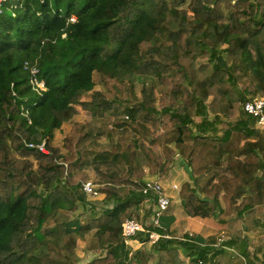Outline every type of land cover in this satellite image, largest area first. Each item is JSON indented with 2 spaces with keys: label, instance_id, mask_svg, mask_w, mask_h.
Segmentation results:
<instances>
[{
  "label": "trees",
  "instance_id": "16d2710c",
  "mask_svg": "<svg viewBox=\"0 0 264 264\" xmlns=\"http://www.w3.org/2000/svg\"><path fill=\"white\" fill-rule=\"evenodd\" d=\"M11 5L15 17L0 15V264H73L79 237L91 232L106 253L87 264H138L129 261L122 237L134 202H121L116 189H141L148 176L167 175L177 157L193 177L204 176L200 192L182 185L189 217L242 216L264 204V128L242 109L264 98V0ZM32 68L45 84L40 96L29 82ZM142 77L157 81L158 94L148 84L138 95ZM77 106L94 117L120 106L113 126L132 136L98 145L76 122L63 146L54 145L55 131L79 114ZM208 116L221 137L207 136ZM196 117L197 133L190 128ZM42 143L48 154L28 147ZM223 163L226 175L217 171ZM90 164L108 165L106 172L96 167L98 192L114 206L74 228V214L91 206L81 192ZM206 243L161 239L152 245V264L210 263L224 252L200 246Z\"/></svg>",
  "mask_w": 264,
  "mask_h": 264
},
{
  "label": "crops",
  "instance_id": "0c3cea01",
  "mask_svg": "<svg viewBox=\"0 0 264 264\" xmlns=\"http://www.w3.org/2000/svg\"><path fill=\"white\" fill-rule=\"evenodd\" d=\"M152 83L154 84V82ZM99 89L100 88L97 86L96 90ZM88 98L89 97L87 95V99L84 97L83 100H88ZM77 109L79 110V114L69 123L64 124L61 129L55 131L53 139L55 142L54 145L58 147L63 146L64 138L68 135L73 124L76 122H81L86 126V129L90 132L91 137L92 135L94 137V141L92 142L94 144L98 142V145L100 143L104 145L109 142L110 136L115 138L123 135L127 137L132 136V132L127 128L114 129L113 122L117 117H119L120 113L116 109H113V111L115 110L114 116L112 114V116L110 115L109 118L108 113L103 117L93 116V120L90 123L89 120L86 119V113L88 112L82 110L80 106H77ZM213 120L214 118L212 116H208L206 118L207 136L221 137L222 127L220 125L214 127L209 126V123H212ZM237 120L234 122H237ZM201 122L202 117H196L194 119V123L190 125V128L193 129L195 133H197V125ZM59 133H61L62 136L60 138L61 144L57 145L56 141L59 139ZM252 140H254V138H252ZM153 150L156 154L160 152L158 146H154ZM141 158L143 157L141 156ZM96 167H99L100 171L106 172L108 165L90 164L88 167H86L84 173L86 175L87 181L94 182L97 185V188H99L102 180L97 174ZM217 171L221 175H226V164L223 163L222 166L217 169ZM203 178L204 176L193 177L191 175L190 169L187 166V163L180 157H177L175 163L167 175L148 176L146 178V180H160L167 194L171 198V205L168 211L162 216L163 220L162 217L160 220L163 231L175 238L187 233H191L212 243L222 235L229 238L230 241L227 243V245L233 248L235 252L223 250L224 252L213 257V260L209 264H264V204L255 207L254 209L244 213L242 216L235 214L230 217H225L218 211L214 217L209 218V224L205 222L208 220V218L202 219L189 217L184 210L183 203L180 198L182 185L185 182L192 183L193 186L196 187L200 192ZM174 186H176L177 189H175ZM116 190L119 192L121 202H134V205L129 209L131 217L138 219L144 226H147L150 223L152 213L156 206L155 198L152 196L149 198L145 197L140 192L141 189L134 186H121L117 187ZM86 198L87 201L90 202L91 206H87L85 209H81L79 212L74 214V222L72 224L74 228L78 227L79 225L86 224L91 217L100 216L103 211L112 209L114 206V202L109 201L104 193H99V196L94 199L87 196ZM91 199L97 200L98 202L94 204L91 202ZM84 218H86V221H84ZM75 223H77L78 226H75ZM202 230H207L208 233L206 235H201L199 231ZM89 234H92L94 237V232ZM89 234L79 237L78 251L76 257L74 258V260L77 259L75 264L80 262L79 257L81 256L79 254V248L82 238L88 236ZM144 246H139L136 243H133L132 248H129V250L138 253L145 249ZM101 252L104 251L101 250ZM89 262L90 261H87V263Z\"/></svg>",
  "mask_w": 264,
  "mask_h": 264
},
{
  "label": "built area",
  "instance_id": "2783aa9c",
  "mask_svg": "<svg viewBox=\"0 0 264 264\" xmlns=\"http://www.w3.org/2000/svg\"><path fill=\"white\" fill-rule=\"evenodd\" d=\"M9 0H0V15L4 14V10L9 9L13 12V16L15 17V9L16 5L7 6ZM28 66V64L26 65ZM30 85L32 90L37 95H42L45 91V84L43 81L37 78V69H31L30 75ZM245 114L253 117L256 120L257 126L259 128H264V98L256 97L254 99L247 100L242 107ZM23 114L25 116L28 115V112L23 109ZM29 148L35 149L36 151L44 154H48V149L45 143L35 145L29 144ZM177 189L176 186H174ZM81 192L89 198H97L99 196L97 185L92 181H86L81 186ZM140 192L145 197H154L156 200V206L152 213L150 223L147 226H144L138 219L134 217H130L124 221L122 224V237L123 242L127 248H132L133 243H136L139 246H144L146 244H150L151 246L159 242L161 239H177L180 241H188L191 242L195 239V236L191 233L188 236L182 235L177 238H173L169 234H161L158 230L162 229L160 220L161 217L168 211L171 205V198L167 194L160 180L157 179H149L146 180L144 185L142 186ZM140 234L146 235L148 240L145 242L141 240L138 236ZM230 239L226 236H219L215 242L200 244L201 247L209 246L213 249L226 250L230 252H235L233 248L229 247L227 243H229ZM132 257V253L130 254V259ZM189 261V260H188ZM199 264H209L204 262H199Z\"/></svg>",
  "mask_w": 264,
  "mask_h": 264
},
{
  "label": "rangeland",
  "instance_id": "374dc122",
  "mask_svg": "<svg viewBox=\"0 0 264 264\" xmlns=\"http://www.w3.org/2000/svg\"><path fill=\"white\" fill-rule=\"evenodd\" d=\"M181 10H182V12H183V14L185 15V17H187L188 19H191L192 18V13L187 9V6H183V7H181L180 8ZM13 14V12L11 11V10H9V9H6V10H4V15L5 16H10V15H12ZM223 49H225L226 48V46H223L222 47ZM227 57V55L225 54L224 55V58H226ZM207 62L208 60L207 59H205V60H202L201 62ZM94 79H95V81L98 83L99 82V76L97 75V74H95V77H94ZM152 82H154V84L152 83ZM148 84H150V85H153L154 86V88H155V90H156V92H157V94H158V91H159V86H158V83H157V81L155 80V79H153V78H148V77H142L141 79L139 78V82L137 83V85H136V91H137V93H138V95L140 94V91H141V89H142V87L145 85H148ZM242 86L243 85H240V87L242 88ZM98 88H100V86H98ZM109 97H111V96H109ZM85 99H87V96H85ZM211 100V99H210ZM116 110H118V112H123V110H122V108L120 107V106H117L116 107ZM115 111V110H114ZM114 111L112 110V111H110V112H112V113H108V117L110 118V115L112 116V114H113V116L115 115V113H114ZM87 115V117H86V119L87 120H89V123L90 122H92V120H93V116L88 112V113H86ZM107 116V115H106ZM117 117V116H116ZM119 117H121V116H119ZM119 117H117V118H119ZM113 118V117H112ZM84 121V120H83ZM111 124V123H110ZM114 127V126H113ZM114 129H115V127H114ZM106 136V135H105ZM62 136H61V133H59L58 134V140L56 141V143H57V145L58 144H61V140H60V138H61ZM94 141V137H93V135H92V137H91V140H90V142H93ZM107 142V141H106ZM53 143H55L54 142V140H53ZM98 143V142H97ZM96 143V144H97ZM99 145H102L101 143L99 144ZM185 164V163H184ZM168 180H170V179H168ZM91 202L92 203H97L98 201L97 200H93V199H91ZM162 220H163V217H162ZM84 221H86V218H84ZM207 224H209V218H208V220H206L205 221ZM75 226H78L77 225V223H75ZM170 230V229H169ZM199 233L201 234V235H206L208 232H207V230H202V231H199ZM194 235V234H193ZM195 236V235H194ZM173 238H175V237H173ZM148 245V246H147ZM146 246H144L145 247V249L144 250H142V251H140V252H138V253H135L134 251H131L130 250V253H129V258H130V254L132 253V257H131V259L129 260V261H131L132 263H138V264H152L153 262H154V260H153V246H151L150 244H147ZM150 246V247H149ZM129 249V248H128ZM101 250H103V248H101L100 247V245L98 244V241L93 237V235L92 234H89L88 236H86V237H84V238H82V241H81V244H80V248H79V254H80V256L81 257H79V260H80V262L78 263V264H85V263H87V261H91L92 259H94V258H97V257H99V256H101V255H103V254H105L106 253V251H104V252H101ZM155 255V254H154ZM187 258V257H186ZM185 258V256L184 255H180V259L181 260H185L186 262H189L188 261V258L186 259ZM77 259H73V264H75L77 261H76ZM190 263V262H189Z\"/></svg>",
  "mask_w": 264,
  "mask_h": 264
}]
</instances>
